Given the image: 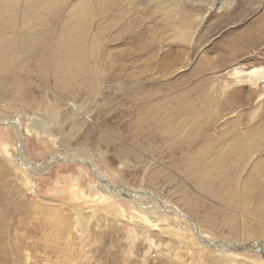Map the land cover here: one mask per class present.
I'll use <instances>...</instances> for the list:
<instances>
[{"label":"rangeland","instance_id":"obj_1","mask_svg":"<svg viewBox=\"0 0 264 264\" xmlns=\"http://www.w3.org/2000/svg\"><path fill=\"white\" fill-rule=\"evenodd\" d=\"M80 1L70 0L69 4ZM122 1L125 12L111 10L107 14L109 27L102 31L95 23L93 32L104 34L106 55H112L115 72L123 69L120 75H129L127 82L104 86L101 94L84 106L82 100H65L51 83L33 76L34 83H39V88L30 92L35 105L0 102V194L12 201L13 216L7 224L16 228L17 237L12 239L20 248L19 262L264 264V219L255 213L264 204L258 195L247 200L243 193L264 151L238 176L233 189L238 207L227 205L198 192L174 164L166 145H158L161 157L151 147L142 150L133 131L144 110L128 105L124 111L122 103L112 99L113 87L126 92L135 87L132 95L141 98L150 89L160 90L164 98L173 100L171 105H177L175 98L180 94H192L187 100L195 99L207 88L233 107L214 116L215 129L208 131L205 144H217L224 137L248 130L264 133V83L253 89L231 77L236 69L264 66V0H218L211 12L208 4L213 0ZM71 10L68 6L64 14ZM133 41H142V48L151 42L155 51L146 54ZM135 49L134 61L123 59ZM158 61L166 63L165 69L158 67ZM150 65L148 72L145 68ZM14 120L24 130L43 123L45 133L35 129L25 134L20 152L10 126ZM205 144L198 148H206ZM4 145L12 149L10 155L5 154ZM22 158L31 162V168L21 163ZM191 160L192 154L177 157L176 164ZM215 170L220 175V170ZM167 176L171 178L168 183L161 181ZM100 179L117 190L155 195L165 202V208L156 213L136 209L132 201L100 189ZM20 203L31 207L27 210ZM28 222L32 227L42 224L43 238L27 237ZM37 242H43L42 248L36 247Z\"/></svg>","mask_w":264,"mask_h":264},{"label":"bare ground","instance_id":"obj_2","mask_svg":"<svg viewBox=\"0 0 264 264\" xmlns=\"http://www.w3.org/2000/svg\"><path fill=\"white\" fill-rule=\"evenodd\" d=\"M69 1L0 0V102L11 100L16 103L26 102L35 105L36 101H31L33 98L30 92L34 88H39V83L37 85L34 83L33 76L44 83H51L52 88L58 91L65 100L71 102L82 100L84 106L90 103V100L95 96L100 95L104 86H109L110 83L121 84L127 82L129 75L126 73L121 76L123 69L115 72L112 55L110 53L106 55L108 52L105 41H103L104 34L98 35L93 32L95 23H97V26L102 27V31L109 27L108 19L110 16L107 14L114 9L121 12L123 1L82 0L71 5ZM217 1L213 0L212 3L208 4V12L213 11ZM68 6H71L72 10L64 14V10ZM133 42L139 43L137 48H140V51L141 49L145 50L146 54H150L155 48V45L151 42H148V45L143 48L140 46L142 41ZM136 53V49L131 50V53H126L123 59L134 61ZM158 62V67L165 69L166 63ZM145 69L149 72L152 70V66L150 65ZM138 72L140 71L138 70ZM231 77L237 84L249 85L251 88L256 89L264 83V66L244 70L236 69ZM129 90L131 92L113 87L112 99L113 102L118 100L122 103L120 105L123 108L122 110L126 109L128 105L135 110H144L142 119L134 121L137 130L133 132L136 141L141 143L140 148L146 150L151 147L153 149L151 151L160 156L158 145L160 143L166 145L169 155L175 160L174 164L180 166L179 171L186 175L187 180L197 188L198 192L222 200L227 205L237 206V198L233 189L237 187L240 172L247 169L253 157L264 151V133L260 130L259 133L248 130L235 133L230 138L224 137L217 144L215 142L214 144H205L209 139L208 131L215 129L212 123L215 120L214 116L217 114L219 116L224 115V111L232 108L233 103H222L219 97L208 93L207 88L197 93L195 99L187 100L188 96L193 97L192 94H180L175 98L177 105H171L170 102L173 100L164 98L160 90L153 91V89H150L141 98L138 94L136 96L132 95L133 92L137 91L135 87L129 88ZM143 101L145 102L143 103ZM106 105L105 103L101 106L106 109ZM105 115L107 114L105 113ZM106 122L108 123L109 120H105ZM10 126L20 143V152L23 149L21 140L25 134H30L35 129L39 134L45 133L42 130L43 123L36 122L32 124V127L24 130L19 121L14 120L10 123ZM105 140L106 145L110 146L112 144L108 138ZM203 144L206 148L199 149L198 147ZM15 146H18V144H15ZM221 147H226V149L223 150ZM11 150L10 146L4 145L6 155H10ZM214 151L215 153H208ZM190 153L192 154L191 162L176 164L177 157L184 159L190 156ZM21 163L26 167L32 165L29 160L24 162L23 158ZM215 169L220 170V175L216 174L218 170ZM170 179L167 176L161 181L168 183ZM250 179L251 183L249 186L246 185L247 188H244L246 190L243 193L247 200H251V198L258 195L260 202L264 204V158L254 166ZM99 187L109 195L132 201L131 204L136 209L156 213L165 208V202L155 195L143 191L117 190L105 179H100ZM194 204L197 205V203ZM20 206L27 210L31 207L29 204L24 203H20ZM11 212L12 201L5 193H1L0 264H21L19 262L20 248L15 244L13 245L14 241L12 239V237L14 239L17 237L16 228L11 226L10 223L7 224ZM255 213H257L258 218L264 219V208H257ZM209 222L211 225L214 224L213 221ZM149 223L153 225V228L156 227L154 221ZM41 225L32 227L28 222L25 227L27 237L40 236V238H43ZM7 240L9 242L6 243ZM26 244L28 246L29 241ZM42 246L43 242L36 243V247L42 248Z\"/></svg>","mask_w":264,"mask_h":264}]
</instances>
